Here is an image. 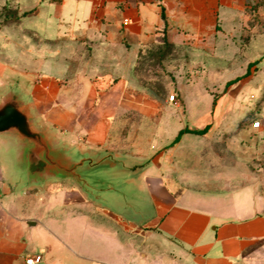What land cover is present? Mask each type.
<instances>
[{
  "label": "crops",
  "instance_id": "1",
  "mask_svg": "<svg viewBox=\"0 0 264 264\" xmlns=\"http://www.w3.org/2000/svg\"><path fill=\"white\" fill-rule=\"evenodd\" d=\"M154 43L182 51L172 65L193 66L204 54L263 63L264 0H0V83L8 71L23 77L60 140L111 151L141 170L155 208L149 220L133 221L71 181L15 189L0 158V264H27L36 254L41 264H264V184L253 169L261 154L242 137L263 128V103L259 127L209 137V125L168 146L183 128L206 124L140 122L138 139L124 144L121 115L170 109L138 71ZM118 140L120 148L110 146Z\"/></svg>",
  "mask_w": 264,
  "mask_h": 264
},
{
  "label": "rangeland",
  "instance_id": "2",
  "mask_svg": "<svg viewBox=\"0 0 264 264\" xmlns=\"http://www.w3.org/2000/svg\"><path fill=\"white\" fill-rule=\"evenodd\" d=\"M251 52L250 49H247L243 54L250 56ZM183 56L182 51L173 50L168 44L156 43L142 54L138 65V71L143 80L142 84H145L147 89L152 92L150 94L158 95L162 100L160 103L168 106L171 110L165 109L163 113L144 118L134 112L121 115V122L125 125V129L121 132L123 131V135L125 134L123 141L126 146L132 145L138 139L139 130L137 127L140 122L154 123L160 121L191 126L214 125L216 131L209 137H217V134H235L240 129L248 127L256 118L263 117L257 113H260L262 103L264 104V62L259 60L251 65L244 63L245 58L243 56H237L230 61L204 54L203 57L192 61L193 66L168 63L172 57ZM250 65L251 68L258 65L253 71L259 73L250 78L243 86L240 83L246 76L227 88V82L244 75ZM3 81L4 83H0L2 84L0 87L18 83L30 92L29 83L11 71L7 72ZM170 94L175 95L174 101L169 100ZM216 107L217 109H215ZM243 112L245 113L243 114ZM244 133L242 136L244 139L253 140L258 146L261 156L258 161L253 162V169L258 172L261 182L264 184V118L263 128L260 131L246 130ZM149 134L150 131H147V135ZM202 140H206V138H199L196 142L200 144ZM121 141L113 142L110 146L120 148L116 143H121ZM191 143V141L187 142V144ZM78 146L86 148L88 144L85 141H80ZM155 149L156 147H153L151 152H141V157L148 158ZM125 164L131 166L128 161H125ZM131 174L134 177L133 188L137 196L135 203L140 207V212H131L127 214L129 215L127 218L133 221L149 220L153 216L155 208L149 193L144 189L142 171L133 168ZM92 211L94 217L100 218L102 216L100 213L94 212L95 210ZM102 242L105 245V240ZM102 250L105 248L99 247L100 256ZM61 254L64 257H69L68 252Z\"/></svg>",
  "mask_w": 264,
  "mask_h": 264
},
{
  "label": "water",
  "instance_id": "3",
  "mask_svg": "<svg viewBox=\"0 0 264 264\" xmlns=\"http://www.w3.org/2000/svg\"><path fill=\"white\" fill-rule=\"evenodd\" d=\"M0 158L15 189L71 181L93 203L118 213L140 210L124 159L107 150H77L60 140L18 83L0 87Z\"/></svg>",
  "mask_w": 264,
  "mask_h": 264
},
{
  "label": "trees",
  "instance_id": "4",
  "mask_svg": "<svg viewBox=\"0 0 264 264\" xmlns=\"http://www.w3.org/2000/svg\"><path fill=\"white\" fill-rule=\"evenodd\" d=\"M251 65H253V63H252ZM251 65H250L249 69L247 70V72H246L244 75L239 76V77H237L236 79H233V80L228 81V82H227V88H228L230 85H232L235 81H237V80L243 78L244 76L249 75L250 72H251ZM208 128H209V125L205 126V127L202 128V129H197V128H195V129H189V128H185V129H183V130L180 131L179 135H178V136L174 139V141H172V143H171L170 145H168V146H171V145H173L174 143H176V142L180 139L181 134H182L183 132H192V133H195V134H204L205 132H207ZM165 148H166V147H164L163 149H165Z\"/></svg>",
  "mask_w": 264,
  "mask_h": 264
},
{
  "label": "built area",
  "instance_id": "5",
  "mask_svg": "<svg viewBox=\"0 0 264 264\" xmlns=\"http://www.w3.org/2000/svg\"><path fill=\"white\" fill-rule=\"evenodd\" d=\"M169 100L174 101L175 100V95L170 94L169 95ZM253 127H259L261 125V121L259 119H256L252 122ZM44 258L41 254H36L32 257H29L26 259L27 264H41L43 263Z\"/></svg>",
  "mask_w": 264,
  "mask_h": 264
}]
</instances>
